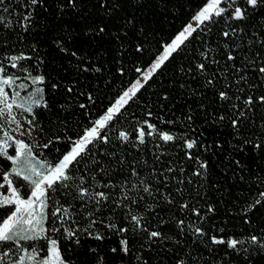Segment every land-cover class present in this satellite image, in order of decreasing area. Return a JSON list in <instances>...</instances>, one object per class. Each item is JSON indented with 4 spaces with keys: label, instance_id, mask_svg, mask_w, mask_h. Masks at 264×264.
Returning a JSON list of instances; mask_svg holds the SVG:
<instances>
[{
    "label": "trees",
    "instance_id": "trees-1",
    "mask_svg": "<svg viewBox=\"0 0 264 264\" xmlns=\"http://www.w3.org/2000/svg\"><path fill=\"white\" fill-rule=\"evenodd\" d=\"M211 2L0 0V78L43 77L31 86L40 89L32 112L19 116L23 135L3 116L0 138L13 133L49 171ZM236 7L246 19L232 18ZM224 8L100 128L69 179L47 189L43 237L0 242V264H41L50 240L67 264H264L250 242L264 243V3ZM8 156L15 147L0 152L2 185ZM11 180L26 199L32 185ZM14 208L0 206V227Z\"/></svg>",
    "mask_w": 264,
    "mask_h": 264
},
{
    "label": "snow or ice",
    "instance_id": "snow-or-ice-1",
    "mask_svg": "<svg viewBox=\"0 0 264 264\" xmlns=\"http://www.w3.org/2000/svg\"><path fill=\"white\" fill-rule=\"evenodd\" d=\"M227 3H231V0H225ZM31 3L33 5L38 3V0H31ZM221 3V0H212V3L207 5L204 9H202L200 12L197 13L196 16L193 17L194 20L196 21H204L209 19V12L215 10V15L219 16L223 12L227 11L226 8H217V6ZM262 3H264V0H246V4L250 8H257L259 7ZM246 12L247 9H242L240 7H236L235 11L232 15L233 19L236 20H243L246 19ZM25 19H28V17H25ZM2 20V18H0ZM192 29V26L189 25L186 29L185 32H188ZM100 31H103V28L100 29ZM185 32H182L176 39V41L173 42L171 46L166 50L167 51H172L174 50L177 46L178 43L182 41V38H185ZM225 35H228V33H225ZM165 57H161L160 61H157V63L154 65L153 70L155 67H159V63L162 62ZM13 61L17 60L18 57H12L11 58ZM15 66V65H13ZM2 71V69H0ZM262 72H264V69H261ZM147 78V77H145ZM43 80V77H34L32 78V83L36 84L38 82H41ZM11 78H6L0 81V84L3 85H8L12 83ZM20 87H24L23 85H20ZM129 95L128 92L124 93V96L121 97V101L124 100V97H127ZM221 96L223 97L224 94L221 93ZM17 97H19V92H14L11 102H9V97L8 93L5 92L3 87H0V105H3V107H0V117L7 116V122L8 123H15L17 125V129L21 127L20 122L16 119V116L13 114L12 109L13 105H16V107H21L23 108L24 111L31 113L32 112V105H29L27 107H24L23 104H17L16 100ZM264 99V98H261ZM121 101H118L117 104L119 105ZM115 111V109H109L108 114L102 118L101 121H97L96 123L99 126H103L104 121L110 120L112 118V114ZM31 124L32 121H29ZM236 122L233 121V125L235 126ZM96 128H92L89 130L84 138H82L76 145L75 148L72 149L70 153L64 156L63 160L51 168L49 171H47L46 175H41L40 172L36 170L35 167L28 165L27 166V172H30L31 175L26 174L24 169H21L19 167H16L15 165L20 163V157L24 154L26 149H29V146L23 143L22 141H17V155L15 157L13 156H8L7 158L12 161L14 167L11 169L10 173H5L4 174V181L7 183L10 191H11V196H4L3 199H0V206H6V205H15L14 210L12 211L11 215L3 221V226L0 227V242H6V241H12L14 240L17 236H19L20 239L24 240H36L41 238V234L45 231L43 227H39L41 220L44 218L43 217V208L46 206L45 204V199L47 196V189L52 188V185L55 181L57 180H67L69 177L65 175V169L68 167V165L76 159L77 156L80 155V153L84 150V145L89 142L90 137H94L96 135ZM23 134V133H22ZM5 136H8V133H4ZM10 138V137H9ZM165 140L171 139L170 136L165 135L164 136ZM47 145H45L46 147ZM188 148H192L193 144L189 143L187 145ZM6 155V153H4ZM29 156L31 155L30 149H29ZM14 174L17 177H22V179L29 184L32 185V190L30 193V197L25 200L21 198L19 195V192L16 188L12 187V180L9 179V176ZM33 177H39V179H33ZM46 185V187H44ZM0 187H3L2 184H0ZM102 195V194H100ZM262 197H264V193L260 194ZM39 201V207L41 209V216L39 219H37L34 216V205L35 202ZM257 204L260 203L259 200L256 201ZM252 207H255V205H252ZM55 215V213H53ZM136 217H133V220H136ZM33 221H35V224H33ZM26 224L29 225L30 227L26 229L25 231L34 233L33 235H21L20 232H13V225L14 224ZM182 223V222H181ZM56 230V229H53ZM121 231H124V229H121ZM197 232H200V229L196 230ZM69 236H73V232L68 233ZM152 237H156L159 235L157 232H152L150 234ZM97 239H100L101 237L97 236ZM215 243H224L222 240H215L213 238ZM250 242L253 244H257L258 247L261 249H264V243H259V238L255 235L250 237ZM50 247H49V256L45 259L42 260L41 264H64L60 257L59 249L57 247V242L55 240H50ZM78 243V240H77ZM122 250L127 252V247H126V241H122ZM243 244L244 241H236V240H230L228 241V246L230 248L235 249L237 244ZM35 251V249H33ZM115 251V250H114Z\"/></svg>",
    "mask_w": 264,
    "mask_h": 264
},
{
    "label": "rangeland",
    "instance_id": "rangeland-1",
    "mask_svg": "<svg viewBox=\"0 0 264 264\" xmlns=\"http://www.w3.org/2000/svg\"><path fill=\"white\" fill-rule=\"evenodd\" d=\"M233 1V0H231ZM212 3V2H211ZM209 3V4H211ZM227 3L225 2V0H221V3L217 6V8H224V4ZM208 4V5H209ZM207 7V6H206ZM205 8V7H204ZM203 8V9H204ZM215 14V10L209 12V17L211 15ZM201 22L200 21H196L194 19H192V21L174 38V40L170 43L169 46H171L173 44L174 41H176L177 37L182 33V32H185V29L191 25L192 26V29L194 30ZM193 30H190L188 32H185V38L190 35V33L193 31ZM185 38H182V41L178 43V46L183 42V40ZM169 46H167V48L163 51V53L156 59V61L150 66L148 67L143 73H141L140 77L136 80V82L126 91L129 93V95L127 97H124V100L121 101V98L118 100V101H121L120 104L118 105L117 102L111 107V109H115V111L113 112L112 114V117L121 109V107H123L125 105V103L134 95V93L143 85V83L155 72V70L158 68V67H155V69L153 70V67L154 65L157 63V61H160V58L161 57H165L166 58L171 54L172 51H167L166 50L169 48ZM165 58V59H166ZM162 60V62L159 63V66L164 62V60ZM147 77V78H145ZM3 79H6V78H0V81H2ZM13 81L12 83L8 84V85H3V84H0V87H3L5 92L8 93V97H9V102H11V99H12V96H13V93L14 92H19V97H17V100H16V103L17 104H23L24 107H27L29 105H32V107L34 106V104L38 101L39 99V94H40V89L38 87H36L35 89L32 88L31 86L33 85L32 83V77H27V79L25 81H16V80H11ZM37 84V83H36ZM34 84V85H36ZM20 85H23L24 87H20ZM37 86V85H36ZM124 96V95H123ZM122 96V97H123ZM0 107H3V105H0ZM12 112L13 114L16 116V119L19 121V116L21 115H24L26 113H29V112H26L23 110V108L21 107H16V105H13V109H12ZM108 114V112L105 114V116ZM6 116V115H5ZM104 116V117H105ZM7 117V116H6ZM8 119V118H6ZM102 120V119H101ZM100 120V121H101ZM109 121V120H107ZM107 121H104V124L107 122ZM103 124V125H104ZM9 125V129L10 131L12 132H15L19 135H23V131L21 129V127L19 129H17V125L15 123H8ZM21 125V124H20ZM97 132H96V135L94 137H90L89 138V141L95 137L98 136V133H99V130L101 128V126H99L98 124L95 126ZM10 137V138H9ZM17 141H21V140H18L16 139V137L13 135V133H10L8 134V136L6 137H3V138H0V152L1 153H6L8 148L10 147H15V150H16V155H17ZM80 141V140H79ZM78 141V142H79ZM77 142V143H78ZM76 143V145H77ZM88 143V142H87ZM86 143V144H87ZM85 144V145H86ZM75 145V147H76ZM84 145V146H85ZM74 147V148H75ZM31 152V150H30ZM29 149H26L24 154L20 157V163L15 165L16 167H19L21 169H24L26 174H29L31 175L30 172H27V166L28 165H31L33 167L36 168V170L38 172L41 173V175H46L47 172H46V168H45V165L41 162H39L37 159H35V157L33 156L32 152H31V155L29 156ZM14 167V165H13ZM14 175V174H12ZM9 179H11V175L9 176ZM33 179H39V177H33ZM12 187H14L13 183H12ZM46 187V185L44 186ZM15 188V187H14ZM20 195V194H19ZM4 196H11V191L7 185V183L4 181V184H3V189L0 190V199H3ZM30 197V195L25 199L27 200L28 198ZM22 198V197H21ZM15 206V205H14ZM44 209L45 207L43 208V217H44ZM34 216L39 219L40 216H41V209L39 207V201H36L35 202V205H34ZM33 224H35V221H33ZM3 226V225H2ZM13 227L15 228L14 229V232H20L21 235H33L34 233H31V232H27L25 231L26 229H28L30 226L29 225H26V224H14ZM39 227H43L44 228V218L41 220V223L39 225ZM45 232H43L41 234V237H43ZM19 237V236H18ZM49 247H50V243H49ZM49 256V250H48V254L46 256V258ZM61 257V255H60ZM62 259V257H61ZM62 261L64 262V264H67L63 259Z\"/></svg>",
    "mask_w": 264,
    "mask_h": 264
}]
</instances>
